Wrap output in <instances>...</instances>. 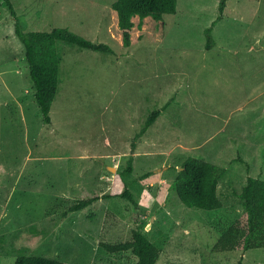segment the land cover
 I'll return each mask as SVG.
<instances>
[{
  "label": "rangeland",
  "instance_id": "rangeland-1",
  "mask_svg": "<svg viewBox=\"0 0 264 264\" xmlns=\"http://www.w3.org/2000/svg\"><path fill=\"white\" fill-rule=\"evenodd\" d=\"M12 1L25 30L69 28L114 53L57 41L61 83L47 124L15 20L0 0V264L23 254L136 264L132 250L101 244L131 241L137 228L161 250L157 264H264V248L216 249L245 215L240 193L248 177L264 179V0H229L211 49L207 29L221 0H178L175 15L148 17L141 28L135 17L129 48L108 0ZM189 156L226 169L222 208L179 199L173 182ZM130 157L137 206L104 197ZM94 194L100 199L92 205L70 210ZM27 234L42 237L35 249Z\"/></svg>",
  "mask_w": 264,
  "mask_h": 264
},
{
  "label": "trees",
  "instance_id": "trees-1",
  "mask_svg": "<svg viewBox=\"0 0 264 264\" xmlns=\"http://www.w3.org/2000/svg\"><path fill=\"white\" fill-rule=\"evenodd\" d=\"M10 10L15 20V33L25 47L26 60L29 64V73L33 80L34 99L40 107L45 123L51 124V108L59 91L61 78L62 56L57 48V41L62 40L81 48L102 53H114L107 44H97L89 38L64 27H50L46 29L25 30L20 22L18 12L12 0H2ZM221 0L219 16L214 24L207 29V48L214 45L212 38L213 27L222 19L227 2ZM108 5L117 12L118 25L122 32L123 46H132V32L135 27L134 18L139 17L138 26L141 28L145 19L151 17L154 21H164L167 16L175 15L178 9V0H108ZM170 101L162 110L153 111L146 124L136 135L141 137L157 118L169 106ZM242 160V159H241ZM247 167L248 164H246ZM177 177L173 182V189L179 199L189 207H196L207 211L220 209L223 201L218 194V185L225 175L226 169L220 164L212 163L197 157L189 156L182 164ZM134 170L133 158L130 157L124 169L116 172L112 189L104 197H124L138 205L134 193L130 189L127 176ZM149 174H145L147 177ZM243 200L245 215L234 221L220 236L216 249L230 251L242 249L264 248V179L259 176H249L246 185L240 193ZM100 199L97 194L88 195L70 206L71 211L83 210ZM28 235V234H27ZM40 235H28L25 243L33 249L38 245ZM101 246L109 252L132 250L137 257L136 264H157L161 250L141 230L133 231V239L128 242L111 244L102 243ZM15 264H70L61 260L36 256L31 254L19 255ZM238 264H244L242 260Z\"/></svg>",
  "mask_w": 264,
  "mask_h": 264
},
{
  "label": "water",
  "instance_id": "water-1",
  "mask_svg": "<svg viewBox=\"0 0 264 264\" xmlns=\"http://www.w3.org/2000/svg\"><path fill=\"white\" fill-rule=\"evenodd\" d=\"M180 169H182V168H180ZM112 170H114V171H115V170H116V168H112Z\"/></svg>",
  "mask_w": 264,
  "mask_h": 264
}]
</instances>
